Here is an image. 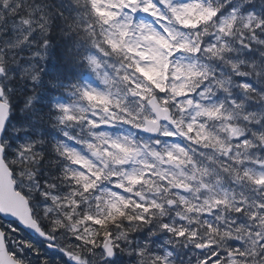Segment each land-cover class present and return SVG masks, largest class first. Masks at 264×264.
I'll return each mask as SVG.
<instances>
[{
  "label": "snow or ice",
  "instance_id": "6c2138e0",
  "mask_svg": "<svg viewBox=\"0 0 264 264\" xmlns=\"http://www.w3.org/2000/svg\"><path fill=\"white\" fill-rule=\"evenodd\" d=\"M0 264H264V0H0Z\"/></svg>",
  "mask_w": 264,
  "mask_h": 264
}]
</instances>
